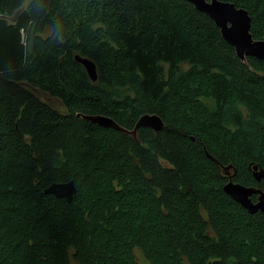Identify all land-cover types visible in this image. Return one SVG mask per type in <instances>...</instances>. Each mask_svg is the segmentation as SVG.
I'll return each mask as SVG.
<instances>
[{"label":"trees","instance_id":"16d2710c","mask_svg":"<svg viewBox=\"0 0 264 264\" xmlns=\"http://www.w3.org/2000/svg\"><path fill=\"white\" fill-rule=\"evenodd\" d=\"M221 1L264 40V0ZM26 2L0 0V264H264V213L221 168L264 191V61L186 0ZM70 181L71 203L45 194Z\"/></svg>","mask_w":264,"mask_h":264},{"label":"water","instance_id":"95a60500","mask_svg":"<svg viewBox=\"0 0 264 264\" xmlns=\"http://www.w3.org/2000/svg\"><path fill=\"white\" fill-rule=\"evenodd\" d=\"M186 1L193 5L197 11L206 14L215 22L217 27L220 28L224 40L236 49L238 57L243 62H246L248 57H255L264 61V40L259 41L254 39L251 33L252 17L246 9L238 8L234 3L221 0ZM76 61L84 66L93 82L98 80L97 68L93 61L80 55L76 56ZM78 116L85 121L101 127L131 135L135 139H137L140 128H150L157 133L165 127V123L160 116L151 114H146L141 117L132 131L123 128L115 120L107 116L82 114ZM208 157L216 161L209 154ZM217 164L220 166V163L217 162ZM221 168L225 176L229 177L228 183L224 187L225 193L244 207L250 214H256L258 212L264 213V191L234 182L231 170L235 173L237 171L233 165L222 166ZM249 168L252 170L253 176L258 182L264 180L263 168L253 164H250ZM78 192L74 181L55 183L45 190L46 195H53L58 199H66L69 203L74 200ZM253 196H257L256 202L253 201Z\"/></svg>","mask_w":264,"mask_h":264},{"label":"bare ground","instance_id":"6f19581e","mask_svg":"<svg viewBox=\"0 0 264 264\" xmlns=\"http://www.w3.org/2000/svg\"><path fill=\"white\" fill-rule=\"evenodd\" d=\"M79 115V114H78ZM82 115H85V114H82ZM151 115H157V114H151ZM158 116V115H157ZM79 117V116H78ZM143 117V116H142ZM162 119V118H161ZM140 120V119H139ZM163 120V119H162ZM164 122V121H163ZM123 127V126H122ZM123 128H125V127H123ZM126 129V128H125ZM164 129V128H163ZM127 130H129V129H127ZM132 130H134V129H132ZM132 130H129V131H132ZM153 130V129H152ZM161 131V130H160ZM254 165V164H253Z\"/></svg>","mask_w":264,"mask_h":264},{"label":"rangeland","instance_id":"374dc122","mask_svg":"<svg viewBox=\"0 0 264 264\" xmlns=\"http://www.w3.org/2000/svg\"><path fill=\"white\" fill-rule=\"evenodd\" d=\"M31 2V0H27V2H26V6L29 4ZM32 91H35L34 89H32ZM53 104H54V102H53ZM57 104V103H56ZM58 106L61 108V106L58 104Z\"/></svg>","mask_w":264,"mask_h":264}]
</instances>
